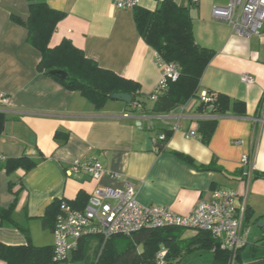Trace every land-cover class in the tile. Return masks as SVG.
Returning <instances> with one entry per match:
<instances>
[{
	"label": "crops",
	"instance_id": "1",
	"mask_svg": "<svg viewBox=\"0 0 264 264\" xmlns=\"http://www.w3.org/2000/svg\"><path fill=\"white\" fill-rule=\"evenodd\" d=\"M114 1L46 0L50 8L64 13L49 45L69 39L98 66L138 82L143 112H132L127 103L116 99L97 110L78 92L37 70L40 54L26 42V28L12 19L26 20L27 0H0V110L5 112L0 137V208L15 202L11 217L28 229L36 246L53 243L52 231L41 222L53 200L72 203L78 192L88 198L96 186L121 187L124 179L133 184L136 199L143 205H163L185 214L208 198L213 188L224 186L237 192V207L244 201V215L252 213L250 221L264 215V179L254 176L264 170V25L260 36H238L228 23L211 15L213 5H225L228 0H198L190 8L193 37L214 51L199 88L242 100L245 112L217 114L206 106L199 110L195 100L181 119L163 120L151 112L153 102L148 99L161 73L155 51L139 36L132 8H118ZM174 2L182 5L189 0ZM157 4V0H138L137 5L153 10ZM241 75L251 76L252 81H241ZM202 119L216 120L207 143L197 131ZM175 122L179 127L159 149V130ZM187 130L197 135L186 138ZM147 132L152 139L150 151L145 150ZM175 152L191 156L195 164L214 162L221 170H197ZM24 154L35 162L28 171L18 168L8 174L1 166L4 158ZM244 156L254 166L249 180L242 174ZM86 158L99 161L119 178L103 175L93 180L85 172L66 174L70 164ZM26 242L17 227L0 225V244Z\"/></svg>",
	"mask_w": 264,
	"mask_h": 264
},
{
	"label": "trees",
	"instance_id": "2",
	"mask_svg": "<svg viewBox=\"0 0 264 264\" xmlns=\"http://www.w3.org/2000/svg\"><path fill=\"white\" fill-rule=\"evenodd\" d=\"M28 15L26 20L12 16L13 21L23 25L27 30L26 42L35 48L40 58L37 62V70L44 75L55 79L65 89L78 92L93 108L101 109L109 95L113 93H127L131 103H140V86L138 82L128 79L111 70L102 68L83 51L74 46L69 39H62L54 46L49 45L52 33L64 13L50 8L46 0H27ZM197 2L188 4H176L174 0H162L155 9L150 10L136 5L133 10V21L141 39L158 53L163 60L174 62L178 67L176 79L168 81L165 91L156 100L152 101L151 112L164 114L185 103L196 96L200 90L199 81L202 73L214 55L210 48L197 44L193 37L192 17L190 8ZM60 69L66 72L63 78L49 75L47 71ZM213 102L212 112L224 114L232 111L237 115H244L245 104L242 100H231L222 92H210ZM205 105L199 103L198 109ZM132 112L144 110L131 108ZM5 122V112L0 110V137ZM215 119H202L198 121L197 131L203 143H207L215 128ZM164 134L163 140H157L159 149H163L171 130L161 129ZM59 132L54 134L58 139ZM66 136L62 138L65 141ZM175 154L189 163L197 170H221L214 162L208 164H195L191 156L175 152ZM35 165L28 155L18 157H6L1 166L9 174L20 168L24 172ZM255 178L264 179V170L255 173ZM12 190L13 184L8 183ZM87 196L78 192L75 201L70 203L73 207H83ZM60 199L53 200L41 217L42 226L51 231L55 225V216L59 209ZM15 208L13 202L7 208H0V225L10 224L20 229L27 242L25 244L8 245L0 244V261L3 264H61L64 261L53 260L52 245L36 246L31 243L27 228H23L13 221L11 214ZM252 213L245 212L243 224L250 221ZM264 220V215L258 216L253 223ZM264 229V226H263ZM185 229L175 227H162L145 229L131 235H114L106 240L100 236H85L79 241L78 247L70 255L72 263L80 262L88 257L89 251L93 250L94 258L91 264H156L155 256L160 249H165L164 264H178L183 256L194 249L211 251L213 256L211 264H226L230 254L227 250L219 247V242L209 233L196 231L189 236H183ZM95 243L93 248L91 243ZM245 246L238 250L236 261L242 263V251ZM257 246L250 247L252 260L264 259V253L256 255Z\"/></svg>",
	"mask_w": 264,
	"mask_h": 264
},
{
	"label": "built area",
	"instance_id": "3",
	"mask_svg": "<svg viewBox=\"0 0 264 264\" xmlns=\"http://www.w3.org/2000/svg\"><path fill=\"white\" fill-rule=\"evenodd\" d=\"M158 2L162 0H157ZM198 2V0H190ZM118 8H133L138 0H115ZM211 15L230 25L231 31L241 37L260 36L264 25V0H228L225 5H213ZM155 63L160 68V78L153 91L148 95L154 101L162 94L168 81L178 76V67L174 62H167L155 52ZM241 81L249 83L251 76L241 75ZM0 100L3 96L0 95ZM196 100L210 110L213 109L212 95L206 90L180 104L167 113L160 114L161 119L179 120L188 105ZM139 102L131 103V108L140 109ZM128 116V114H123ZM178 122L169 127L177 129ZM195 130H187L186 138L195 137ZM164 134L159 133L156 140H163ZM242 174L251 178L254 171L253 163L243 157L240 161ZM68 176L79 172L87 173L91 179L98 180L107 175L119 178V174L106 169L99 161L86 158L70 164L66 168ZM237 192L228 187L218 186L211 190L208 198L201 200L189 212L178 214L172 209L157 204L143 205L136 199L133 184L124 179L121 187L96 186L89 194L83 207H73L67 200L60 199L59 209L55 216L53 233V260L63 261L77 249L79 241L85 236H100L104 240L114 235H131L135 232L162 227H175L209 233L219 242V247L229 252L226 264H238V250L245 246L242 236L244 219V201L240 207L236 205ZM165 249H160L155 256L156 264H164Z\"/></svg>",
	"mask_w": 264,
	"mask_h": 264
},
{
	"label": "rangeland",
	"instance_id": "4",
	"mask_svg": "<svg viewBox=\"0 0 264 264\" xmlns=\"http://www.w3.org/2000/svg\"><path fill=\"white\" fill-rule=\"evenodd\" d=\"M193 103H196L195 100H193ZM44 229V228H43ZM47 231H49L48 228H46ZM184 233L186 235H191L194 233V230L185 229ZM30 234V232H29ZM242 236L246 240L245 248L242 251V261L243 262H249L252 260L253 256L250 252V247L252 246L251 243L256 244L257 250L256 255L264 253V229L263 226H257L256 222L253 223L252 221H249L247 223H244L243 229H242ZM93 248L95 246V243H91ZM212 252L206 251V250H200V249H194L189 254H186L181 258L178 264H211L212 260ZM71 255H69L64 262L61 264H91L94 258V252L93 250L89 251L88 257L80 262L72 263L70 261Z\"/></svg>",
	"mask_w": 264,
	"mask_h": 264
},
{
	"label": "water",
	"instance_id": "5",
	"mask_svg": "<svg viewBox=\"0 0 264 264\" xmlns=\"http://www.w3.org/2000/svg\"><path fill=\"white\" fill-rule=\"evenodd\" d=\"M47 74L49 75H56L59 78H63L66 75V72L60 69H52L47 71ZM110 99H116L123 101L125 103H129L131 101V97L127 93H113L109 95ZM152 139L150 136V133H146V140H145V150H152ZM257 226H264V220H259L256 222ZM240 264H264V259L262 260H256V261H251V262H246V263H240Z\"/></svg>",
	"mask_w": 264,
	"mask_h": 264
}]
</instances>
